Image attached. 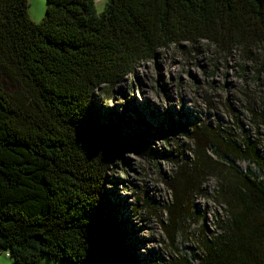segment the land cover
Here are the masks:
<instances>
[{
  "label": "trees",
  "instance_id": "16d2710c",
  "mask_svg": "<svg viewBox=\"0 0 264 264\" xmlns=\"http://www.w3.org/2000/svg\"><path fill=\"white\" fill-rule=\"evenodd\" d=\"M202 41L258 62L264 0H107L100 14L95 0H47L40 23L29 0H0V248L12 264H136L108 171L130 141L150 155L152 138L183 133L194 159L173 160L188 179L183 188L177 174L172 187L198 189L215 176L227 214L223 233L202 237L201 264H264V185L209 153L213 144L262 173L264 110L249 107L260 140L240 144L174 117L159 128L138 118L135 130L95 98L102 88L115 99V87L160 51ZM175 198L170 237L183 214L180 192ZM171 264L194 263L179 255Z\"/></svg>",
  "mask_w": 264,
  "mask_h": 264
},
{
  "label": "rangeland",
  "instance_id": "374dc122",
  "mask_svg": "<svg viewBox=\"0 0 264 264\" xmlns=\"http://www.w3.org/2000/svg\"><path fill=\"white\" fill-rule=\"evenodd\" d=\"M106 2L95 0L97 14L103 11ZM46 9L47 0H29L33 21L40 23ZM196 46L187 43L171 46L154 59L139 63L115 87V99L107 98L106 91L99 89L95 93L98 104L113 113L115 120L118 115L127 117L135 130L138 118L159 128L174 117L189 128L211 125L221 136L234 138L240 144L246 139L258 142L260 137L249 107L264 110V51L258 52L260 58L254 62L243 61L240 52L221 53L206 41ZM123 128L130 130L128 126ZM138 142L132 140L120 151L108 171L107 185L118 206L127 234L125 240L136 264H171L179 255L201 264L202 237L223 233L220 224L227 218L215 196L217 178L203 177L198 189L193 184L183 189L185 194L176 191L177 186L174 189L171 183L175 176H182L183 188L188 176L181 174L173 160L192 162L194 141L186 133L168 139L152 138L147 143L150 155L144 153V146ZM209 153L234 163L264 185V171L261 173L253 160L234 158L213 144ZM179 192L183 214L170 237L166 226L172 219L170 207L176 203ZM12 261L7 251L0 248V264Z\"/></svg>",
  "mask_w": 264,
  "mask_h": 264
},
{
  "label": "bare ground",
  "instance_id": "6f19581e",
  "mask_svg": "<svg viewBox=\"0 0 264 264\" xmlns=\"http://www.w3.org/2000/svg\"><path fill=\"white\" fill-rule=\"evenodd\" d=\"M238 164V163H237Z\"/></svg>",
  "mask_w": 264,
  "mask_h": 264
}]
</instances>
